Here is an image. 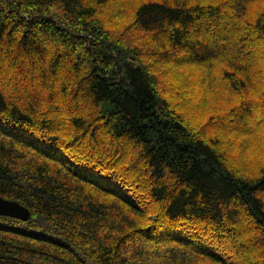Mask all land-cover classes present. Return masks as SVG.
Returning <instances> with one entry per match:
<instances>
[{
	"label": "trees",
	"instance_id": "16d2710c",
	"mask_svg": "<svg viewBox=\"0 0 264 264\" xmlns=\"http://www.w3.org/2000/svg\"><path fill=\"white\" fill-rule=\"evenodd\" d=\"M0 264H264V0H0Z\"/></svg>",
	"mask_w": 264,
	"mask_h": 264
},
{
	"label": "water",
	"instance_id": "95a60500",
	"mask_svg": "<svg viewBox=\"0 0 264 264\" xmlns=\"http://www.w3.org/2000/svg\"><path fill=\"white\" fill-rule=\"evenodd\" d=\"M0 216H8L29 221L32 218V212L20 202L0 196Z\"/></svg>",
	"mask_w": 264,
	"mask_h": 264
}]
</instances>
